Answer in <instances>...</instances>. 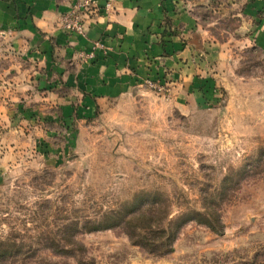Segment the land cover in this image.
I'll use <instances>...</instances> for the list:
<instances>
[{"label":"rangeland","instance_id":"obj_1","mask_svg":"<svg viewBox=\"0 0 264 264\" xmlns=\"http://www.w3.org/2000/svg\"><path fill=\"white\" fill-rule=\"evenodd\" d=\"M4 1L0 239L25 238L37 249L29 264H79L53 254L46 237L163 196L173 215L219 204L224 231L191 222L162 257L122 228L83 232L87 264H264V47L255 45L264 0L191 3L209 43L188 46L187 37L186 55L148 62L112 88L91 68L113 58L118 41L90 30L116 0L109 10L60 0L68 7L52 29L35 21L37 0Z\"/></svg>","mask_w":264,"mask_h":264},{"label":"crops","instance_id":"obj_2","mask_svg":"<svg viewBox=\"0 0 264 264\" xmlns=\"http://www.w3.org/2000/svg\"><path fill=\"white\" fill-rule=\"evenodd\" d=\"M200 1L116 0L109 15H102L91 24L90 36L95 37L96 33L106 34L109 36L108 42L115 40L117 44L118 41L119 51L113 58L103 63L99 62L98 65L94 64L91 69L95 73L91 77L105 78L109 88L115 85L121 87L128 82L126 80L135 76L136 70H146L148 62L151 63L158 59L173 61L179 56L186 55L189 51L185 47L187 37H191L190 41L188 40V46L208 44V39L211 37L198 31L195 26L196 20L188 8L191 3ZM59 2L60 0H37L31 10L36 14L34 15L35 21L37 22L36 18H38L41 26L49 29L55 28L59 10L68 7L64 3H61L59 7ZM100 2L104 3L103 0ZM10 5L8 1L0 4L2 8L6 7L8 10H10ZM21 5L26 7L25 4ZM254 5L251 3L247 7L248 13H255L257 9ZM243 28L245 26L241 27ZM171 29L175 33L172 32L169 35ZM205 32L209 33V31ZM256 37L255 45L263 48L264 25L259 27ZM99 66L105 67L103 73H99Z\"/></svg>","mask_w":264,"mask_h":264},{"label":"trees","instance_id":"obj_3","mask_svg":"<svg viewBox=\"0 0 264 264\" xmlns=\"http://www.w3.org/2000/svg\"><path fill=\"white\" fill-rule=\"evenodd\" d=\"M205 205L204 211L190 209L173 215L171 200L163 196L155 197L146 210L140 207L131 212L121 206L96 217L88 216L83 222L73 219L61 227L64 233L46 237V247L55 255L73 257L79 264H87L86 246L78 240L77 235L122 228L135 246L154 256H166L174 251L181 230L191 222L205 225L215 232L224 231L219 204L210 202ZM66 243L69 244L67 247ZM36 254L37 249L25 242V238L17 232L13 231L0 239V264H29Z\"/></svg>","mask_w":264,"mask_h":264},{"label":"built area","instance_id":"obj_4","mask_svg":"<svg viewBox=\"0 0 264 264\" xmlns=\"http://www.w3.org/2000/svg\"><path fill=\"white\" fill-rule=\"evenodd\" d=\"M91 0H87L86 3H90ZM94 3H97L98 0H92ZM113 2L114 0H105L104 4L102 5L106 10H109L110 8H113ZM86 3H83L82 5H85Z\"/></svg>","mask_w":264,"mask_h":264}]
</instances>
